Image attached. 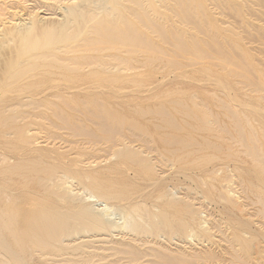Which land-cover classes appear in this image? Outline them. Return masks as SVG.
I'll return each instance as SVG.
<instances>
[{
  "label": "rangeland",
  "instance_id": "1",
  "mask_svg": "<svg viewBox=\"0 0 264 264\" xmlns=\"http://www.w3.org/2000/svg\"><path fill=\"white\" fill-rule=\"evenodd\" d=\"M81 1L0 0V50L8 52L0 64H6L9 54L8 63L19 55L23 43L21 61L30 60L23 64L24 80L6 97L15 99L22 88L30 91V84L39 85L42 93L50 90L45 96L58 95L53 101L61 115L56 123L62 127L55 129V145L43 148L40 166L65 171V187L78 202L93 194L77 174L103 179L119 193H128L127 201L139 204L148 222L141 231L134 224L125 231L128 207L121 208L129 202L108 200L106 218L117 229L122 227L119 235L91 233L78 240L66 236L68 242L57 249L46 247L48 256L27 253L25 264H264V0H141L137 5L120 0L117 20L126 21L121 26L126 34L128 26L138 29L141 42L136 38L133 45L141 52L128 51L129 43L122 49L96 44L100 38L89 29L96 20L86 22L94 18L93 7L91 15L85 14L90 15L87 20L83 14L82 21L68 18L83 12L87 2ZM94 14L106 16L100 9ZM15 32L28 36L30 43L34 37L29 50L27 39L15 44ZM47 34L59 43L42 47ZM45 52L57 57L36 58ZM27 63L34 65L30 69ZM25 96L11 101L15 113L30 112ZM16 118L11 128L20 124ZM35 118L31 120L40 122ZM11 139H0V169L9 164L1 165L2 151L24 147ZM40 181L39 186L25 187L38 191L42 199L59 198L64 207L58 212L68 215L66 207L74 206L65 200L68 193L59 192L61 187L45 177ZM53 192L62 193L61 198ZM61 213H56L58 218ZM58 222L54 224L60 227ZM70 222L72 226L60 228H82ZM157 223L161 230L153 231ZM134 229L148 233L136 237ZM0 264L16 263L0 249Z\"/></svg>",
  "mask_w": 264,
  "mask_h": 264
},
{
  "label": "bare ground",
  "instance_id": "2",
  "mask_svg": "<svg viewBox=\"0 0 264 264\" xmlns=\"http://www.w3.org/2000/svg\"><path fill=\"white\" fill-rule=\"evenodd\" d=\"M83 1L88 3V4L86 3V5H85L84 4L85 2L83 3L81 1L82 5L84 4V9L86 12L82 8L83 7L82 6L81 8L83 9L82 10L83 12H80V10L79 11L77 10L75 12L70 13L68 15V18H69V20L74 21V19H80L82 14H83V16H85V14L91 15L92 14L91 12L94 11L92 14V15H94V18H93V16H91L92 17L91 20H87L90 18L89 17L90 15L87 17L85 16L83 18L87 20V21L85 20L86 22H88V21L93 22L96 20L94 22L95 26L94 27L90 26L91 28L89 27V29H91L90 33H92V34L94 33L95 36H99V38H100V40L98 39V41H95V39H94L96 44H97V42L98 43L102 42V44H100V46L101 45H106V46L108 45L110 47V49L112 46H114L115 48H120L119 46H121V49H122L123 46H126V45H124L125 43H129L131 50L128 46L127 47L129 48L128 51H131V52L134 51V50H132V48L135 49V48L139 47V46L135 47L133 45L134 43L137 42V41H135V39L138 38V34H137L138 29H136L135 26H134V28L130 27V26H128V27H130V28H128L126 26L128 29V32L126 34L125 31H123L121 28L122 24L124 26L127 25L126 21H123L120 19H119L120 21L117 20L118 18L116 17V14L118 12L117 9H119L118 5L119 4L121 5L120 0H83ZM138 1H139V3H142L141 0H127L126 2L136 4ZM144 1L152 4V0H144ZM81 3H80V5H81ZM80 5H79V7H80ZM87 5H89L88 7L90 8V10H89V8H85V7H87ZM139 6H141V5H139ZM92 7L94 8L93 11L91 10ZM81 8H79V9H81ZM86 9H88L89 11H87ZM99 9L102 10V12H104V15H106V16H101V17H99L97 15L95 16V14H94L95 10H99ZM87 12H88V14H87ZM114 12H115V16H114V14H113V16L115 18L113 20H111L110 16ZM135 16H136V14H135ZM80 20L82 21V19H80ZM79 21H77V22H79ZM81 21H80V23H81ZM128 24H129V22H128ZM64 26L66 27V24ZM60 28L64 29L62 27H60ZM127 29H125V30H127ZM55 30H57V28ZM6 32H8V31H6ZM21 32H23V31H21ZM50 32H52V30ZM54 32H56V31H54ZM12 33H14V32H12ZM23 35L21 33V34H19V37H18V33L15 32V35H13V37L15 36L13 38L14 41L17 40V41H15V44H16V42L18 43V40L24 41V39L28 40V41L26 40V43L28 42L26 47L28 45L32 44V39L34 37L33 38L30 37L31 38V43H30V41L28 39L29 37L27 36L28 37L27 38L26 36H23ZM48 35L50 36V34H47V36L45 37L46 43L43 44V42H42V44H40V43H36V44L37 45L40 44V45H42V47H43V45H45L44 47L56 46L55 42L56 41L58 42L59 38L54 39L55 41H53V37L55 36V34L53 33L54 36H52V38H49ZM4 36L5 35H3L2 38H4ZM62 36H63V34H62ZM7 37H9V36H7ZM7 37H6V40H8L10 38L9 37L7 39ZM47 37H48V39H47ZM37 39H35V40L38 42L40 37ZM45 39H44V42H45ZM6 40H4V41H6ZM137 40H138V42H141V40L139 38ZM84 41L85 40H83V42ZM92 41H93V39L91 38V42ZM111 41H116L118 43L112 44ZM1 42H3V41H1ZM95 42H94V44H95ZM4 43L6 44L7 42H4ZM4 43H2V46L5 45ZM143 43L144 42L139 43V44H142V46H144ZM148 43H149V41H148ZM148 43H146V45L149 46ZM23 44H20L22 47L20 46L21 50H19V48H18L17 53H19V55L16 54V55H18V56L15 55L16 58L15 57L12 58L10 60V62L8 63V60H9L8 56H11V54H9L8 56H5L4 61L7 60L6 64H3L4 61L2 60V64L6 67V69L3 65L1 66V64H0V139L3 138L5 135H8V136L10 135L11 137H13L14 140L17 139V141H19L20 146L21 145L24 146L22 149H18L16 151H14V149L10 145H8L11 148L6 150L8 153H4L2 151L4 158H3V160H1L2 161L1 165L5 164L7 162L9 164H6L3 168L0 169V249L7 255L8 258H10L16 264H25V261H26L25 258H26L27 253L33 254L35 252H38V253L40 252L41 255L42 254L45 255L48 253V251L46 250L47 249L46 247H52V248L57 249L59 244H63L64 242H68L66 239V236L67 237H74V238L76 237V239H74V238L73 239L78 240L77 236L82 235V237H83V235L87 236L88 234L91 235V233L92 234L97 233L96 235H98L100 233L102 235V233L103 234H111V233L113 234L114 232L118 231L117 233L119 235L120 234L119 232L121 231L120 229L122 227L120 226L121 228L117 229V225H115L114 223H111L110 220L108 221V219L106 218L107 217L106 216L107 210L109 207V204H108L109 201L108 200H113V202H119L120 205H121V202H126V203L129 202V201H127L129 199L126 198L128 193H127V195L122 191L119 193V190L117 191L115 189L114 185L107 183L103 179L91 178L87 175H83L82 173L77 174V176L79 178H81V180L85 179V181L84 180L81 181V184L82 185L85 184L84 185L85 188L87 190H89L90 193L93 195H91L86 200L82 199L81 202H78L76 200L79 198L75 197L76 194H72V191H70V189L68 187H65V185L68 183L66 181L68 179V175L65 171L63 172L61 170V172H59L57 170L58 168H56L54 165H50V164H47L46 166H45V164H42L40 166L39 163H41L43 161L42 158L45 157V155L43 154V151H45V150L43 148L45 147V145H55V143L58 139V137L56 136V133H55V129H57V127H58V125L56 123V119L59 120V118H60L59 116H61V115L58 116V114L60 113L59 109H58L59 106L55 101H53V99H55V98L57 99L59 96L57 95V97H56L55 95H52L51 93L45 96L43 94L47 91H50V90H47L44 93H42L40 91L41 89H40L39 85L30 84L33 86L30 91H25L26 89H28L26 87L25 89L24 88L21 89V91H22L21 94L19 93L21 96H23V95L25 96L26 94H31L27 97L25 96L26 98H29V100H30L29 103L26 105V107H30V109H31L30 112H25V111L22 113L21 112L20 113L14 112L13 108L15 106L11 103V101L17 100V98L20 97V95L18 93H14V95H16V98L13 99L14 98L13 97L12 98L13 100L10 99L9 96L6 97V95H9V92L11 90H14V87L27 74V69H24V68H26V65H23V64L24 63L26 64V62L29 59H26L25 60L26 62L21 61L22 57L25 54V49L23 47ZM37 45H35L36 46L35 49H37ZM135 45H138V44H135ZM148 46H146V47H148ZM0 49H2V48L0 47ZM12 49L14 50L15 48L12 47ZM16 49H17V47H16ZM26 49L29 50V46ZM137 49L138 50H136V52L140 51L139 48H137ZM9 50L12 51L11 49H9ZM145 50L148 51L147 49H145ZM5 51H7V50H4V52L1 51L0 58L4 57V55L6 53ZM142 52H144V51H142ZM7 53H6V55H7ZM27 53L28 52L26 50V55H27ZM45 53L46 54H42V55L37 54L36 58L41 56V57L45 58L46 60H49L48 59L49 57L51 58L50 59L51 61L54 59V58L52 59L53 55L50 56L51 54L49 52H45ZM12 55H14L13 52H12ZM45 56H48V57H45ZM53 57H55V56H53ZM29 58L33 59V57H29ZM36 58H34L35 66L40 64L37 61L39 59H36ZM126 61H124V63ZM27 65H29V67H27V68H30L31 64L27 63ZM32 65H34V64H32ZM32 65H31V68H32ZM35 66H33V67H35ZM119 67H120V65H119ZM69 68H67V69H69ZM114 68H116V66ZM30 69H28V72H31V71H29ZM34 71H35V69H34ZM5 76H7L6 81H5ZM1 95H2V97H1ZM11 95H12V93H10V96ZM67 103H65V104H67ZM64 106L66 108V105H64ZM69 106L71 107V105L68 104L67 107H69ZM22 107H24V106L22 105ZM60 111H61V109H60ZM34 112H36V113L34 114ZM63 114H64V111H63ZM16 117H18V119L20 120L19 121L20 124H18V126L15 128H11V126H9L10 122L11 121L17 122ZM31 117H34V118L36 117L35 119H38L40 122L36 123L35 120L34 121L31 120ZM14 119H15V121H14ZM45 122H48V123H45ZM66 126L67 125H65V127ZM4 127L9 128V129L5 130ZM32 127H36V128L32 129ZM67 127H69V126H67ZM32 131H34V132L32 133ZM13 139H11V140H13ZM49 152H53V151H49ZM6 154L10 155V157H7ZM35 155H37V156H35ZM0 157H1V155H0ZM46 158H49V157L46 156ZM177 160H179V159H177ZM53 163H55V162H53ZM29 164H31V165L29 167H27V165H29ZM91 168H93V167H91ZM17 169L21 170V173H16L15 171ZM12 170H14V174L12 176H8V172L12 171ZM42 177L47 178L51 182L57 183L61 187L59 189L61 191H59V192L63 191V193L64 192L68 193L67 195H69V199L66 198L67 195H64L65 197L64 196L63 197L66 198L65 200L73 201L72 203L74 204V206L66 207L68 215L64 216L61 212H58V210H61L62 207H64V205L62 204V200H60L59 198L42 199V197L40 196L38 191H35V190L32 191V190L27 189V187H25L27 184H34L37 186L41 185L40 180H42ZM86 179H87V181H86ZM79 185H80V183H79ZM40 187L42 188V186H40ZM56 188H55V190L58 191ZM54 193H55V196H57L56 192H53V196H54ZM61 196H62V193H61V195L59 194V196H57V197L61 198ZM72 196H74L77 199H75V198L73 199ZM30 201L32 202V204H31V207L29 208L28 202H30ZM132 201H130L128 204H126L125 206H123L121 208L122 210L123 209L125 210L128 207L126 216H128V221H130V222L127 221L128 222V223L126 222L127 225L126 226L123 225L124 227L122 229H125V231H126V229H128V227H131L133 229L132 226L134 224L135 225L134 228H136V226H137L139 228L138 230L141 231L143 229V228L141 229V227H143L142 224H144V222H148L146 219V218H148V216L144 218L141 215L142 214L141 213V206L139 204H133ZM66 203H68V202H66ZM92 203H95V205H93ZM56 213H61L62 215L60 214V216H62V218H58L59 214H57L58 215L57 216ZM154 217H156V216H154ZM156 218H158V217H156ZM156 218H155V220H156ZM160 218L163 220H167V216H165V214H161ZM57 219H61V220L63 219L64 220L63 224L66 225L67 223H70L71 226H72V223L70 221H73L74 223H77L76 227L78 224H80V227L82 226V228L80 230L77 229L78 231H75V227L73 226L74 230L70 229L72 231H70L69 229L68 230L66 229L67 231L65 229L63 230L60 227H64L65 225L59 224V223H62V221L57 220ZM54 221H56V225H57V221H59L58 226L59 225H61V226L60 227L55 226ZM154 224L152 226H154ZM158 224L159 223H157L155 225V227L152 229L153 231H155L154 230L155 228H156V230H158L160 228V226ZM68 226L69 225H67L66 227L68 228ZM71 226L69 228H71ZM145 226H148V225L145 224ZM168 227H171V226H168ZM77 228H79V227H77ZM148 228H147V231L151 232L149 230L150 228L149 229ZM160 230H161V228L159 229V231ZM139 231H136V229H134L133 232L135 233V236L136 235L139 236L142 233L143 234L148 233V232H145L146 230L143 232H139ZM133 232H132V234H133ZM131 240L135 241V238H132ZM25 244L26 245L29 244L31 247L28 246V249H26L27 246L24 247ZM108 250H110V249H108ZM45 256H48V255H45ZM49 256H52V255H49Z\"/></svg>",
  "mask_w": 264,
  "mask_h": 264
}]
</instances>
